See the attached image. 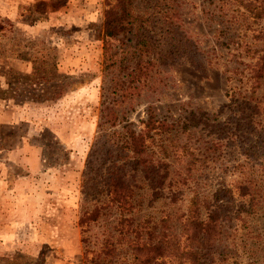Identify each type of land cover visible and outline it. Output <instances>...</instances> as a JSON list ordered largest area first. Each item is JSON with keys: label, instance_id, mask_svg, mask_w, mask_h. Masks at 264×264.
Returning <instances> with one entry per match:
<instances>
[{"label": "rangeland", "instance_id": "1", "mask_svg": "<svg viewBox=\"0 0 264 264\" xmlns=\"http://www.w3.org/2000/svg\"><path fill=\"white\" fill-rule=\"evenodd\" d=\"M186 1L183 28L221 62L200 71L183 60L166 61L155 87L120 108L122 123L135 131L148 107L173 121L172 139L161 134L148 152L167 162V179L179 194L170 200L164 190L153 199L137 176L134 215L179 213L193 191L209 197L218 186L229 188L235 203H244L256 189L263 193L261 206L244 217L264 235V80L249 96L245 75L226 69L238 65L236 58L246 63L255 57L232 59L235 51L214 42L216 25L200 9L206 0ZM102 7V0H0V23H11L0 32V264H83L84 234L77 220L89 200L79 181L96 128ZM26 41L34 44L28 51L51 57L45 80L33 77L31 61L11 55L17 44L26 50ZM175 146L189 150L183 164L174 162Z\"/></svg>", "mask_w": 264, "mask_h": 264}, {"label": "trees", "instance_id": "2", "mask_svg": "<svg viewBox=\"0 0 264 264\" xmlns=\"http://www.w3.org/2000/svg\"><path fill=\"white\" fill-rule=\"evenodd\" d=\"M185 2L102 0V20L96 34L101 43L96 128L79 181L82 196L89 200V207L83 208L77 220L84 234L83 264H264V235L244 217L261 206L263 193L256 189L244 203H235L230 189L218 186L209 197L193 191L179 213L165 212L157 218L134 215L137 176L153 199L160 198L164 190H168L170 200L179 194L167 179V162L148 152L161 134L172 139L173 121L159 118L148 107L142 128L135 131L122 123L126 117L119 113L120 108L131 107L137 97L155 87L154 77L166 70V61L183 60L200 71L221 62L213 49L205 52L186 33ZM206 3L202 2L200 9L205 19L216 25L214 42L229 47L228 52L235 51L230 52L232 59L255 57L246 63L236 58L238 65L226 69L245 75L251 96L264 80V0ZM205 4L213 6L210 9ZM10 29L9 21L0 23V32ZM257 41L259 47H255ZM25 44L26 50L18 44L10 49L12 57L31 61L36 65L33 77L45 80L50 73L49 53L28 51L34 44ZM163 151L166 153L165 148ZM185 152H189L186 146L174 147L176 164L184 163ZM192 164L193 155L185 161L187 173ZM177 174L179 180L186 179L181 171ZM94 224L98 230L89 233Z\"/></svg>", "mask_w": 264, "mask_h": 264}]
</instances>
